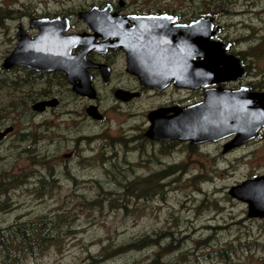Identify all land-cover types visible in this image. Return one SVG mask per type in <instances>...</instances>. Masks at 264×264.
<instances>
[{
	"label": "flooded vegetation",
	"instance_id": "flooded-vegetation-1",
	"mask_svg": "<svg viewBox=\"0 0 264 264\" xmlns=\"http://www.w3.org/2000/svg\"><path fill=\"white\" fill-rule=\"evenodd\" d=\"M45 1L42 7L47 11L23 13L19 9L15 11L7 7L13 16H6L0 9L1 22L15 20L16 14L20 21L14 37H7L13 35L14 28L5 30L6 39L10 43L0 61V134H4L0 140V148H4L7 143L12 145L26 142V139L34 136L36 128L29 120L44 116L49 117L46 118L48 133L61 130L64 132L62 138L66 145L73 143L75 151L63 154L65 166L82 154L79 146L86 144L89 147L94 145L92 152L85 154L87 158L100 154L103 165L113 168L116 163H122L127 170L130 166L132 170H140L131 175H165L178 179L185 172L176 167L178 161L175 156L181 150H199L219 145L222 147V154H226L236 152L264 135L263 128L256 140L237 146L234 145L236 134L227 135L216 142L199 144L185 140L181 134L175 139L166 140H152L148 137L150 128L157 120L151 116L152 113L157 111L160 121L170 123L173 120L179 127L181 117L177 114L181 111H195L193 108L204 101L207 90H237L247 87L251 92L264 91V88L257 85L255 75L246 71L248 66L245 64V49H240V44L245 41L244 37L233 38L230 35V31L237 25L229 24L228 20L245 17V2L82 0L79 5L69 6L68 0ZM0 7L3 8V5ZM93 9L96 11L92 12ZM20 13L22 16L18 18ZM55 19L63 21L56 38L61 45L64 43L62 48L67 51L66 58L59 61L60 69L39 71L25 64L4 68L5 59L16 48L20 33H23L27 43L39 36L40 31L36 26L38 21ZM143 21L147 29H152L144 47L145 53L150 55L147 56L150 57L151 65H157L161 61L158 56L164 42L171 49L174 48L175 41L180 39L176 35L178 29L193 25L197 29V23L204 21L207 29H198L208 35L207 43L221 46L225 56L236 60L243 68L242 77L230 82L191 88L178 84L180 77L177 71V75L173 74L172 78L168 75L156 79L157 83L158 80L166 83L163 86L143 84L136 75L128 71L133 40L129 38L124 43L121 37H129L137 24ZM0 26L3 27L2 23ZM195 55L191 54L190 65L201 61ZM39 102H48L42 114H37L33 109ZM5 109L14 113L23 111L21 115L29 117L26 118L27 123L22 125L23 128L16 129V124L10 121L12 115L4 116ZM57 115H60L59 122L53 120ZM111 121L117 126L111 125ZM181 136L183 140L180 139ZM165 166L170 168L165 169ZM205 227L207 230L211 226Z\"/></svg>",
	"mask_w": 264,
	"mask_h": 264
},
{
	"label": "rangeland",
	"instance_id": "rangeland-1",
	"mask_svg": "<svg viewBox=\"0 0 264 264\" xmlns=\"http://www.w3.org/2000/svg\"><path fill=\"white\" fill-rule=\"evenodd\" d=\"M71 1L68 0L67 5L82 3V0ZM230 1L245 2V17L228 20L229 24L237 25L230 35L244 37L240 49H245V64L264 87V0ZM45 3V0H0V6L3 5L0 9L6 16H13L9 9H19L23 13L47 11L42 7ZM21 16L18 14V18ZM0 23L3 25L0 26L1 61L10 43L5 30L14 28L13 35L7 36L14 37L20 21L16 14L15 20ZM22 112L4 111L5 117L12 115L10 121L16 124L17 130L27 123L26 118L29 119L21 115ZM46 118L49 117L36 116L29 120L36 126L34 145L7 143L0 148L1 176H18L15 190L10 191L7 212L0 210V227L14 221L42 216L50 218L64 212H70L75 223L74 233L63 240L61 247L38 255L29 264H84L86 255L95 254L101 246L114 248L129 240L145 235L154 237L164 231L172 232L179 240L175 252L162 251L172 243L163 240L159 246L144 252L122 253L109 264H264V218H249L247 204L230 195L232 188L264 175V135L254 143L226 154H222L219 145L181 150L175 156L176 167L185 172L178 181H171L172 185L164 192L141 200L129 199L127 212L110 209L109 204L107 208L102 206L92 210L89 205L100 191L114 195L125 183L148 176L131 175L140 170H132L131 166L127 170L122 163H116L113 168L103 165L100 154L87 158L94 145H80L82 154L63 165V154L75 151V148L73 143L66 145L63 141V131L47 132ZM59 118L57 115L53 120L59 122ZM110 123L117 126L114 121ZM172 178L167 177V180ZM49 187H52L51 192ZM40 191L44 193L38 196ZM117 196V199L121 198V194ZM208 225L211 227L206 230ZM219 251H226L227 259L220 257Z\"/></svg>",
	"mask_w": 264,
	"mask_h": 264
},
{
	"label": "water",
	"instance_id": "water-1",
	"mask_svg": "<svg viewBox=\"0 0 264 264\" xmlns=\"http://www.w3.org/2000/svg\"><path fill=\"white\" fill-rule=\"evenodd\" d=\"M62 24L63 21L58 19L38 21L36 26L40 34L27 43L23 33H20L16 48L5 59L4 68L25 64L39 71L60 69L59 61L65 59L67 53L62 48L64 43L61 45L56 38L60 34ZM145 25L144 21L140 22L129 37L121 36L124 43L129 38L133 40L132 58L128 59V71L136 75L143 84L163 86L166 83L161 80L157 83L156 79L168 75L172 78L173 74L177 75V71L180 77L178 84L191 88L230 82L242 77L243 68L236 60L225 56L221 46L207 43L208 35L198 29H207L204 21L197 23V29L194 25L182 26L178 29L176 35L180 36V39L175 41L174 48L171 49L164 42L158 56L161 61L157 65H151L150 57L148 58L150 55L147 54L148 52L145 53L144 47L152 29L150 31ZM192 53H195L201 61L190 65ZM46 106L48 102H39L33 106V109L35 112L42 113ZM193 110L195 111H181L177 114L182 121L179 127L173 120L170 123L160 121L157 111L152 113L151 116L157 120L150 128L148 137L152 140H166L175 139L181 134L185 140L199 144L208 141L216 142L227 135L236 134L234 145L237 146L253 140L258 136V131L264 128V92H251L245 87L237 90H207L204 93V101ZM3 135L0 134V140ZM182 136L181 140H183ZM230 195L247 204L249 218H264V176L245 181L232 188Z\"/></svg>",
	"mask_w": 264,
	"mask_h": 264
},
{
	"label": "trees",
	"instance_id": "trees-1",
	"mask_svg": "<svg viewBox=\"0 0 264 264\" xmlns=\"http://www.w3.org/2000/svg\"><path fill=\"white\" fill-rule=\"evenodd\" d=\"M249 71V68H246ZM259 87L261 82H257ZM26 143L34 145L36 143L35 136L26 139ZM170 168V167H168ZM165 168V169H168ZM4 173V172H3ZM18 176H1L0 172V210L7 212L10 200V191L15 190L16 179ZM52 179V178H51ZM178 179L167 180V176H149L142 180H133L125 183L120 191L112 195L111 193L100 191L101 193L94 198L90 209L100 208L102 206L110 209H119L127 212L130 209L128 200H141L145 196H152L159 191H165L172 184L171 181ZM174 181V182H176ZM167 187V188H166ZM52 187L48 188L50 191ZM51 192V191H50ZM44 191L38 192L41 196ZM121 194V198H118ZM114 202V203H113ZM4 206L3 208L1 206ZM75 223L70 212L60 213L53 217L42 216L37 219L23 221H14L5 227H0V264H29L28 262L51 249H58L62 246L63 240L70 238L74 233ZM163 240H170L172 243L167 247L162 248L164 252H175L177 250L179 240L174 238V234L169 231L159 232L154 234V237L145 235L136 239L122 243L120 246L110 247L101 246L95 254L88 253L84 264H109L116 256L129 251H146L152 246H159ZM176 242V243H174ZM171 247V248H170ZM219 256L227 259L226 251H219Z\"/></svg>",
	"mask_w": 264,
	"mask_h": 264
}]
</instances>
